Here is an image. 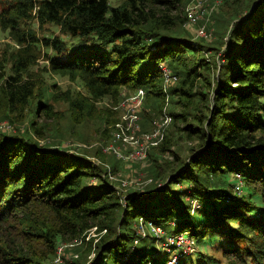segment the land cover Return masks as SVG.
<instances>
[{
	"label": "trees",
	"instance_id": "trees-1",
	"mask_svg": "<svg viewBox=\"0 0 264 264\" xmlns=\"http://www.w3.org/2000/svg\"><path fill=\"white\" fill-rule=\"evenodd\" d=\"M192 1L0 0V120L17 129L0 131V264L179 263L178 253L174 262L154 256L155 237L136 231L140 218L203 247L179 264H264V0H241L226 23L225 8L210 9L213 33L199 37L201 49L183 29ZM244 6L251 23H234ZM188 25L196 35L201 22ZM188 52L210 58L189 65ZM158 64L177 80L165 82ZM138 90L140 132L163 114L176 127L149 148L144 188L114 189L122 161L111 153L92 156L112 170L45 141L59 135L58 117L80 126L67 135L81 142L86 122H99L108 141L122 100ZM179 141L189 143L183 160L172 152ZM72 243L74 253L58 250Z\"/></svg>",
	"mask_w": 264,
	"mask_h": 264
},
{
	"label": "rangeland",
	"instance_id": "rangeland-1",
	"mask_svg": "<svg viewBox=\"0 0 264 264\" xmlns=\"http://www.w3.org/2000/svg\"><path fill=\"white\" fill-rule=\"evenodd\" d=\"M110 2H111V4H116V3L119 4V3H121V0H110ZM241 2H242L241 0H222L221 2H219L216 5L215 0H200V8L197 10V16H198L197 20H199L201 22V26L203 25L205 27V25H206V27L208 28L209 16H207V14H208L209 10L210 9L212 10L215 7H217V8L220 7V8H225L227 10L226 11L227 16L225 18V23H226V21L229 22V18H230L229 14L231 13V15H232V13L234 11H236V8H238L240 6ZM256 3H257V1L252 2L250 10L255 6ZM247 4H248V0H246L245 6ZM245 6L242 9L243 14L241 15V17L238 20H234V23H237V22H245L248 24L251 23V21L247 20L249 13L246 10ZM245 11H247V12H245ZM183 29H185L191 35V38H189V39L192 40L191 41V42H193L192 44H195L194 46L196 48L201 49L200 47L197 46V44H198L197 42L200 40L199 39L200 36H198L197 34L194 35L195 29H196L195 25L189 26L188 22L185 21L183 24ZM209 31H211L213 33V31L211 30V27H210ZM3 37L4 36L0 32V41L3 39ZM206 38H209V37H206ZM227 41H228V36H225L224 37L225 44L227 43ZM224 47H225V45H224ZM201 54H202V56H201ZM200 56L210 58V54H207L205 52L204 53H198L196 58H194L193 54H190V52H188L187 61L191 60L189 62V65L198 62L199 59H197V58H200ZM160 65L165 66L164 64H160ZM160 65L158 64L157 68ZM58 83H59V85H62L63 88H66L69 85V82L67 80L66 81L58 80ZM75 87L78 91L83 92L82 88L80 86L76 85ZM136 95H137V93H132L130 96H128V98L125 101L122 100V102H121L122 113L120 115L121 121H119L116 124V126H114V127L117 128L118 125H126V124L132 123L131 122V116L134 114L137 117V121L135 122V124L138 126L136 133H137V135H140L143 132H140L141 127L139 126V116H140L141 109L143 107L144 96L140 98V103L138 105L133 106L134 99H132V97L136 96ZM173 98L177 99L176 97H173ZM111 108L114 109L113 107H111ZM177 108L178 107H176V109ZM57 110H65V104H58ZM117 110L120 111V108L117 107ZM119 114L116 115V118L119 116ZM162 116L167 117L168 115L163 114ZM159 117H161V116H159ZM168 117H170V116H168ZM171 120L172 119L170 117L169 121L163 122V126L160 128V131L156 137L157 139L160 140L163 137L164 133H167L168 129H169V132L167 133V135H169V133H171V132H173V133L175 132L176 127L172 126ZM55 123H59V125H56ZM176 123L178 124V126L182 125V124L180 125V123H178V122H176ZM26 126H27V124H24L21 127L23 128ZM15 127L16 126L13 123H11L10 121H8L6 119L0 120V131L7 132V133H14L17 131V129ZM103 127H104L103 124L99 126V122H96V121L86 122L85 128H83V130L81 132L85 131L87 134H89V137H88L89 140H88V142H81L78 138L67 135V133H69V132L74 133L75 131H76V133L78 132L79 134H81L79 131L80 126H74L73 128H71L67 125L65 118L61 119V117H58V118L52 120V123H51L52 131H51V133L55 134L54 130L57 128L58 133H56L55 135H58V134L59 135L58 136H52V135L47 134V139L45 141L46 142L49 141L51 144H54V148L58 149L61 153H63V152H68L70 154L73 153L76 156L84 157L87 161H89L91 163L93 162V164H95V165L96 164L108 165V166H110V168L112 170V166L110 165L109 162L106 161L107 163H103L99 158L92 156L93 151L95 149H98V148H100V150L104 153L105 152L103 150L104 147L113 138V132L114 131H110L111 137H109L108 141H106V142L104 141V139L100 135ZM138 130H139V132H138ZM153 130H154V126L152 124L151 130L147 131L145 133H150ZM29 134L32 135L31 132H29ZM60 134H62V136H60ZM40 143H42V142H40ZM194 143L195 142L193 141V144ZM187 144H189V143H187ZM187 144L182 142V141H179L178 146L177 147L173 146V148H172V152L176 151V149L179 148L178 156H179L180 160L186 159V156L188 154ZM171 153H166L165 158L168 160L172 159L173 156ZM105 154H110V153L105 152ZM147 157H148V154L146 155V158L143 159L142 161H126V162H124L120 159H119V161L114 159L112 162L113 164H115L116 162L122 161V162H120L121 167L117 171V173H115L114 176L111 175L109 177V181L113 185L114 189L118 190V192H120V193L125 194L127 192L136 191L137 189L139 190L140 188H144L145 185L149 184L150 179H147L148 176L146 174V171L143 170V164L146 161ZM234 187H235L234 189L237 192H240L243 189L242 182L238 179L237 183L235 181ZM248 194H251V192L248 191ZM131 195L136 197L135 192H132ZM253 199L258 200L259 196L255 197ZM158 212H160V210L157 208H154L151 210V213H154V214H156ZM179 223L180 222L173 220V221H171L169 226H172L173 229H176L177 226L180 225ZM135 228H136V231L140 234L141 239H143L145 237L152 239V236L155 237V239H156L155 243H156L157 249H158L154 253L155 257H160L162 255L167 254V255H169V259L172 262H174V261L178 260V258H177L178 254L179 255L181 254L180 255L182 258L181 260H187L188 258L189 259L193 258V255L196 252H188L192 248H195L194 250H196V251L197 250L199 251V249L201 251H203V247H201V245H198L197 244L198 242L197 241L195 242L193 237H191V235L187 234V232L186 233H178V235H175V234L167 235L168 234L167 230L169 228H167V226H165L164 224H161V227H160L161 232L158 233L157 235H154L150 230H148L149 227H147V226L142 227V225L139 222L135 225ZM92 236H94V234L90 233L87 237V240L89 239V237H92ZM160 240L166 241V242L165 243L160 242ZM143 243L144 242H141V244H143ZM195 243H196V245H198L197 247H196ZM158 244H160V246ZM173 246H177L178 249H174L175 251H173ZM66 248L71 250L69 252V254L74 253L72 251L73 243L72 244H60L58 250L62 252V249H66ZM93 257H94V254L91 253L89 258L92 259ZM181 260H180V262H181ZM179 263H177V264H179ZM168 264H172V263L170 262Z\"/></svg>",
	"mask_w": 264,
	"mask_h": 264
},
{
	"label": "built area",
	"instance_id": "built-area-1",
	"mask_svg": "<svg viewBox=\"0 0 264 264\" xmlns=\"http://www.w3.org/2000/svg\"><path fill=\"white\" fill-rule=\"evenodd\" d=\"M222 0H215L216 5ZM200 8V0H193L191 4H189L185 13L187 15L188 24L196 23L198 16L197 10ZM197 35L201 37H209L210 33H208L205 27L202 25L198 31ZM158 69L161 71L165 82H173L177 80V76L172 73V71L163 65H160ZM136 96H133V106L138 105L140 103V98L144 96V92L142 90H138ZM168 117V116H167ZM158 117L152 121L154 126V130L150 133H142L137 135L138 126L135 124L137 121V117L133 114L131 116L130 124L126 125H118L116 130L113 132L112 140L104 147V151L106 153L113 154L117 159H120L124 162L126 161H142L146 158L147 152L150 147L155 146L159 139H157V135L160 131V128L163 126V122L169 121L170 117ZM139 223L142 227H149L154 235H157L161 232V228L153 223L152 220L148 219H139Z\"/></svg>",
	"mask_w": 264,
	"mask_h": 264
}]
</instances>
